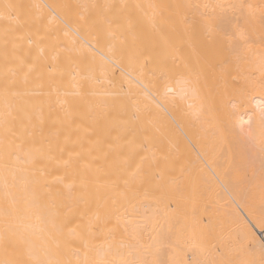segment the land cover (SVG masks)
Listing matches in <instances>:
<instances>
[{"label": "bare ground", "instance_id": "obj_1", "mask_svg": "<svg viewBox=\"0 0 264 264\" xmlns=\"http://www.w3.org/2000/svg\"><path fill=\"white\" fill-rule=\"evenodd\" d=\"M261 80L264 0H0V261L259 264Z\"/></svg>", "mask_w": 264, "mask_h": 264}, {"label": "snow or ice", "instance_id": "obj_2", "mask_svg": "<svg viewBox=\"0 0 264 264\" xmlns=\"http://www.w3.org/2000/svg\"><path fill=\"white\" fill-rule=\"evenodd\" d=\"M5 9L8 10H15V9H23L24 5L19 4H6ZM5 19H12L14 21H18L19 17L15 14L12 15H5ZM17 59L20 60L21 64H25L29 71H31L35 67V61H26L21 57H17ZM259 87L264 90V80H261L259 82ZM240 104H243V94H241V99L239 101ZM233 108L237 107L236 103H233ZM234 116L238 117V127L241 132L245 131V125H248V130L250 131L253 124L258 123L262 130H264V105H258L257 111L252 112L249 114L247 111L241 113H233ZM244 117H247L244 119ZM31 140L33 145H39L38 147L34 148V151L30 150V160L29 162L33 165L35 162L41 158L42 156H48L49 158H52L55 153L57 152H64L67 150V145L70 141V137L65 136L64 137V143L63 146L60 142V133H51L50 131L46 133L45 129L43 127H40L38 129H35L31 134ZM262 149H264V137H262L261 140ZM80 147H84L83 145H80ZM72 153L69 152V158H71ZM77 156H80L81 153H76ZM70 162V159L68 161H64V164L67 166ZM0 264H13V262L10 261H0ZM16 264H19V262H16ZM84 264H88L87 261L84 262ZM227 264V262H226ZM252 264H255V262H252ZM259 264H264V250H262V259L259 261Z\"/></svg>", "mask_w": 264, "mask_h": 264}]
</instances>
